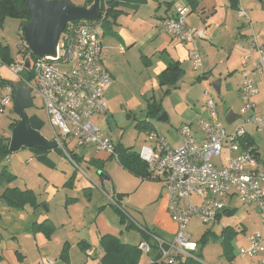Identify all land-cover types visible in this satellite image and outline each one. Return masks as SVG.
Listing matches in <instances>:
<instances>
[{
  "label": "rangeland",
  "instance_id": "1",
  "mask_svg": "<svg viewBox=\"0 0 264 264\" xmlns=\"http://www.w3.org/2000/svg\"><path fill=\"white\" fill-rule=\"evenodd\" d=\"M69 1L80 7L87 6L89 2V0ZM244 10L249 13L248 8ZM248 16L251 19L253 31L248 27L243 28L244 19L233 16L230 18L233 26L232 29H229L231 38L224 36L220 42L212 41V47L215 50H221V46L223 47L227 40L241 39L242 37L238 36V33L255 31L253 36H257L256 34L260 32L263 25H256L254 18L251 15ZM121 19L118 20L123 22ZM214 21L217 22V19ZM103 23H101L102 32L106 37L103 40L104 44L102 43L105 50L102 60L113 79L112 86L107 88L108 91L105 94L107 112L95 117L93 124L107 140L116 147L128 148L138 153L141 147L146 144V137L145 130L137 125L141 122L144 124L145 120H148L155 126L154 130L161 132L167 142L173 145L178 140L176 129L182 124L194 123L199 117V112L202 113L204 110L205 91H208L216 103L220 124L227 132L233 130L234 124L227 125L224 118L228 111L240 115V110L243 107V101L240 99L238 91L239 82L236 81L237 70L251 72V69L256 67L257 61L235 59L233 66L236 71H232L231 78H227L226 82L222 83L219 93L215 92L212 83L218 79L221 80L217 74L223 72L228 64L225 62L217 65L213 69L212 75L209 74L202 80L198 81L197 76L202 73L203 67L200 71H193L191 66H188L184 69L185 75L175 86L154 87L151 85L148 71L145 70V47L140 52L138 46L131 50L123 43H119L118 46L126 49L124 52L121 51V48L117 46L118 43L109 38L110 33L117 31V26H114L111 31ZM20 24V20L12 18H4L0 21V45L7 46L8 52L13 57H18L16 46L20 43ZM135 36L140 39L145 35L143 32H138ZM261 36L264 38V35ZM248 37L247 39L250 41V36L248 35ZM197 50L201 60L205 61L202 50L198 48ZM222 51L226 52V49L223 48ZM212 57L213 55L209 59L211 67L214 66V63L218 64V58L213 60ZM250 78L253 82L258 80L256 74H251ZM0 79L11 83L17 81L18 77L11 74L6 66L0 65ZM258 87L259 95L253 99V102L256 104V112L262 114L264 113V91L260 83ZM3 91L4 88L0 85V93ZM32 97L33 107L27 109L26 113L28 115L35 114L44 122L40 134L45 139L52 140V130L48 124L46 113L40 101L34 96ZM152 103L160 106V113L155 116L148 115V104ZM162 115H165L167 120L160 121L159 118ZM126 116H129L130 119L127 120ZM200 116L205 117V114L202 113ZM16 119L19 120L12 107L0 113V139L11 134L10 124ZM247 130L253 133L260 151L263 153L264 130L258 133L251 128H247ZM67 143L71 159L74 157L72 152L86 159L95 157L96 151L90 147H79L73 150L70 147L74 145V141L68 139ZM42 154L46 155L51 163L48 164L39 159L38 155L29 148L11 152L8 159H3L0 162V170L7 167L16 176L10 186L17 187L20 191H30L34 196L35 204L41 205L37 210L30 203L14 208L8 206L0 197V252L2 257L0 264H37L48 258L55 260L57 264H99L98 255H95L94 259L87 258L77 249L79 240H86L91 247H98V231L100 229L98 225L128 233L125 237L133 243L140 239V235L135 229H131L129 232L124 231L131 223L149 229L152 234L161 236L162 239L171 238L169 235H162L158 230H154L152 225L157 208L156 195L160 191L165 193L163 182L151 178L140 183L139 178L137 179L136 176L126 171L114 158L109 159V157V160L102 163L101 169L87 162L76 160V166L87 175L85 178L78 169L76 172L74 171L73 164H70L64 156L58 155L54 150L42 152ZM225 160L226 156L223 153L220 158L213 159V162L220 167ZM72 179L73 185H71ZM52 188L53 191L50 190ZM86 188L91 191L88 200L85 191H83ZM105 192L112 195L115 200H117V193L126 194L123 196L122 202L119 203L122 212L126 214V216H122L124 223H120L121 216L108 201ZM126 197L128 202L125 201ZM72 200L78 201L72 205L74 203ZM234 201L236 211L220 221L219 225L202 224L196 218H193L188 225L187 231L193 242L201 244L203 237L207 238L195 253L196 255L200 249V260L203 264H264V256L255 257L258 258L257 260L242 257L239 254V249L246 246V239L249 236L260 233L264 242V223L254 209H249L246 212V206L240 204L236 199ZM44 218H48L54 225L53 233L50 235L35 230L37 225L35 222H41ZM221 224L236 230L230 240L232 259L224 253ZM152 242L150 240V243ZM64 247L66 254L61 255L60 252ZM155 256L156 253L151 249L149 257L141 255V263L147 264L149 258Z\"/></svg>",
  "mask_w": 264,
  "mask_h": 264
},
{
  "label": "built area",
  "instance_id": "2",
  "mask_svg": "<svg viewBox=\"0 0 264 264\" xmlns=\"http://www.w3.org/2000/svg\"><path fill=\"white\" fill-rule=\"evenodd\" d=\"M105 1L101 0L104 11H101L99 19L92 22L73 21L65 27L59 36L54 58L29 60L30 68L25 69L30 51L22 38L16 46L18 57L15 56L14 61L6 66L18 79L25 71H31L32 81H21L31 87V96L40 101L52 130L51 141L84 176L86 174L71 159L68 139L74 141V148L91 146L97 153L118 162L116 146L93 124L95 117L107 112L105 91L112 83L102 60L104 51L100 44L103 33L101 23L108 8ZM174 7V15L162 20V28L180 43L192 46L189 53L191 67L193 71H200L202 65L196 43L205 37L204 32L187 26L186 7L176 4ZM238 15L244 19V25L249 26L247 13L239 8ZM248 51L257 53L255 71L264 84V49L252 38ZM0 65L4 66L1 62ZM3 88L0 113L13 104L11 88L9 85ZM239 92L243 107L239 120L233 123L236 124L230 132L220 124L216 103L205 91L204 106L208 118L180 125L176 129L178 140L173 145L157 130L145 133L146 145L137 153L138 158L146 165L152 179L164 183L167 210L176 230L173 239L165 242L142 226L131 223L153 241V247L147 241L138 243L137 249L141 254L147 256L154 248L159 258L157 261H167L168 264L175 263L176 258L197 259L195 253L199 246L187 231L189 223L196 218L202 224L219 225V217L225 213L226 201L231 197L242 205L254 207L264 223V159L246 140L247 128L257 132L264 130V114L254 112L253 99L258 89L247 71L242 73ZM223 153L226 160L218 167L213 159L220 158ZM106 195L114 208L123 217L126 216L119 202L112 195ZM224 227L226 225L221 224V228ZM84 252L87 256H99L102 251L88 248ZM263 253L264 243L260 233L248 237L246 247L239 249V254L247 258H255ZM37 264L57 263L48 258Z\"/></svg>",
  "mask_w": 264,
  "mask_h": 264
},
{
  "label": "crops",
  "instance_id": "3",
  "mask_svg": "<svg viewBox=\"0 0 264 264\" xmlns=\"http://www.w3.org/2000/svg\"><path fill=\"white\" fill-rule=\"evenodd\" d=\"M175 4L176 5H182V6L187 8L188 13L186 16L187 17L186 20H188V21H186V24L188 27L201 29L204 32L205 37L203 39L198 40L196 43V47L198 49L202 50L203 55L205 57V61H203V59L201 60V65L203 67L202 68L203 70H202V73L199 76H197L198 81L202 80V78L203 79L206 78L209 74L212 75L213 69L217 65L225 62L228 64L225 66L223 72H219L217 74V76L219 78H221V80H220L221 81L220 87H221L222 83L226 82L227 78L228 79L231 78V72L236 71L235 66H233V62L235 59L242 58L243 61H244V59L257 61V53L248 51V44H249L248 42H250L251 40L249 41V39H247V38H249L248 35L250 36V39L255 38L257 44L261 48L264 49V38H262V36H261V35H264V11H263L264 0H258L257 2H256V0H239L237 9L231 8L228 0H197V3H196L194 8L188 7L187 3L184 0H144L143 3L122 4L115 9L114 14H111L108 17L109 21L105 23L107 29H109L111 31H112V28L114 26H117V31L110 33L109 38H110V40H114L115 42H117L118 43L117 46L119 45V43H123L125 46H128V48H130L131 50L135 49V46H138L140 48V52H141V49L145 47V50H144L145 51V54H144L145 70L148 71L149 79H150L152 86H154V87L160 86L159 85V76L170 65H176L182 71V73L180 74L178 80L173 85H171L172 87L175 86L177 84V82H179V80L182 79L183 76L185 75L184 69H186L188 66H191V62L189 59V53L192 49V46L189 44L180 43L176 38H173L170 35H168L163 30L162 25H161V22L164 18H167V17L174 15V13H175L174 5ZM239 8H241L243 11H245L244 10L245 8H248L249 13H247L245 11L247 13V16L251 15L252 18H254L256 25L261 24V25H263V27L260 29V32L258 34L255 33L257 36H253L255 31L254 32L248 31L247 33L243 32L242 34L238 33V36L240 35L242 37L241 39H239V40L235 39V38L229 39L226 41V43H225V45H223V47L221 46V48H220L221 50H215V48L212 47V41H215V43H216V41L220 42L221 41L220 39H222L224 36L225 37L229 36V38H231V33H230L229 29H232L233 26L231 24L230 18L233 16H235L236 18L237 17L240 18L238 15ZM194 14H195V16H194ZM120 18H122L121 20H123V22L118 20ZM248 18H249V16H248ZM214 19H217V22L214 21ZM258 20H259V23H258ZM249 21H250L249 26H245L244 23H242V26H243V28L248 27V29L253 31L252 22H251L250 18H249ZM138 32H143L145 36L140 38V39L137 38L135 36V34ZM105 37H106L105 34L102 33V38H101L100 44H101V48L103 49L104 53H105V50L103 47V44H104L103 40ZM118 48H121L120 50L123 52L126 50V49H122L121 46H118ZM223 48L226 49V52L222 51ZM211 55H213V57H212L213 60H215V58H218V64L214 63V66H212V67L209 65V59H210ZM200 59H201V57H200ZM191 69H192V67H191ZM245 71L246 70H237L238 75L236 77V81L239 82L238 91L240 90V86H241L242 73ZM247 72H249L250 75L256 74L258 76L257 82H253V83L255 84V86L258 89L257 95H259V87H258L259 83H260L262 90L264 91V84L262 83L261 76L258 75V73L255 71V68H252L251 72L250 71H247ZM109 74H110L111 78L113 79L110 72H109ZM225 76H226V78H225ZM223 79H225V80L223 81ZM0 80H3V79H0ZM111 86H112V83L110 86H108V89ZM162 87H164V86H162ZM108 89H106L105 94L107 93ZM239 96H240V92H239ZM240 99H241V96H240ZM254 112L256 114H259L256 112V104H255V111ZM199 113L205 114V117H201L199 114L198 119H201V118L207 119L208 118V114H207V111L205 109V106H204V110H202V113L201 112H199ZM263 114L264 113L259 114V115H263ZM147 119H149V118H147ZM165 120H167V117ZM145 124H147L149 126L150 130L155 129V126L151 122H149L148 120H145ZM188 124H191V123H188ZM235 124H234V126H235ZM147 131H145V133ZM256 133H258V132L256 131ZM10 135L7 136L6 138H10ZM247 135H248V138H250L253 141V144H254L253 146L256 148L258 156L261 159H264V154H263L264 152L262 153L260 151V148L258 146V142H257L255 136L253 135V133L248 132V130H247ZM48 141H51V140H48ZM87 147H90V149L95 151L93 149V147H91V146H87ZM70 148L74 150V147H70ZM54 151L57 152L58 155L63 157L62 153L59 150L54 149ZM72 154L75 155L77 160L87 162L91 165H94L95 167H97L99 169H101L100 167H102V163L105 160H109L105 154L97 153V152L95 153V157L90 158V159H86L83 156H78L77 154H75L73 152H72ZM45 158H46V162L48 164L51 163L50 161H48L50 159L46 155H45ZM70 164H72V163L70 162ZM74 171L75 172L77 171L76 167L74 168ZM82 176L87 178V175L84 176L82 174ZM138 180L140 181V183L145 181V180H140V179H138ZM10 185H8V187H14V186H10ZM71 185H73V179H72ZM2 188H3V185H0V196L3 192ZM15 188H17V187H15ZM50 190L53 191V188ZM83 191H85V195H86L87 200H88V198L91 195L90 189L86 188ZM117 195H120V196H117ZM124 195H126V194H121V193L116 194V197H117L116 199L119 203L122 202ZM156 197H157V199L155 201H156L157 208L155 209V214H154L155 216H154V219L152 220V225L155 228L154 230H158L159 233L162 235L163 234L169 235L171 238L170 239H162L161 236H158L156 234H152V232H150L149 229H147L145 227H143V228L146 231H148L149 233H151L152 235L158 237L159 239H161L165 242H169L174 237L176 227H175V224L171 221L168 210H167L166 190H165V193H162L161 191L158 192ZM235 199H236L235 197H231L226 201V211L222 215L221 221L224 218L231 216L236 211V207L234 206V202H235L234 200ZM77 201L78 200H72V203L74 202L72 205H75L77 203ZM125 201L128 202L127 197L125 198ZM40 206H41L40 204H37L36 207H34V208L37 210ZM243 206H246V205H243ZM246 207H247V209H245L246 212H248L249 209H254L258 213V211L254 207H252V206H246ZM101 210H102V208H101ZM116 212L118 213L117 210H116ZM258 216H259V214H258ZM45 220L48 221L49 223H51L52 226L54 227L53 223L48 218H44L41 222L36 221L35 223L39 224V223L44 222ZM120 223H121V221H120ZM98 226H100V229L98 231L99 232V234H98V236H99L98 237V247H91L89 242H87L86 240L77 241V249L80 252L84 253V255H85V252L82 250V246H85V247L90 248V249H100L99 248V239L103 235H113V236L117 237L121 243L128 244L131 246H137L138 243H140L142 241L141 232L137 228L129 227V225L125 228L124 231L129 232L131 229L137 230L139 235H140V239L136 243L130 242L125 237L128 233H124L121 230H118V231L112 230V229H109V228H107L105 226H101V225H98ZM232 230H234V229H232ZM234 232H236V230H234ZM147 242L149 244L153 245L152 243H150V240H147ZM246 245H247V239H246ZM153 251L155 252V250H153ZM60 253H61V255H63V253L66 254L65 247H64V252L62 250V252H60ZM95 255L96 254L92 255L91 257L87 256V255H85V256H87V258L94 259V258H96ZM101 255H102V252L99 254L98 257H101ZM260 255H261V257L264 256L262 254H260ZM147 256L149 257V254ZM154 258L150 257L149 263H152L154 261ZM258 258H259V256H258ZM258 258H255V259L258 260ZM263 259H264V257H263ZM259 262L261 263V261H259ZM140 263H141V260H140ZM149 263H147V264H149Z\"/></svg>",
  "mask_w": 264,
  "mask_h": 264
},
{
  "label": "trees",
  "instance_id": "4",
  "mask_svg": "<svg viewBox=\"0 0 264 264\" xmlns=\"http://www.w3.org/2000/svg\"><path fill=\"white\" fill-rule=\"evenodd\" d=\"M187 3L188 7L194 8L197 0H184ZM93 0H89L87 6L88 7L92 4ZM144 0H106L105 3L107 4L108 8L105 9V17L102 22L105 24L108 22V17L111 14H114L115 9L122 5L127 3H143ZM229 5L233 9H237L239 0H228ZM100 10L104 11V7L100 0ZM4 18H12V19H18L21 21L20 24V40L22 39L21 34V27L23 24L28 22L29 16L26 11L24 0H0V21H2ZM28 60L31 62L35 60V57L32 56L31 53L28 55ZM14 61V57L11 56V54L8 52L7 46H1L0 45V62L2 65L7 66L11 64ZM182 71L176 66V65H170L167 67V69L159 76V85L160 86H168L173 85L179 78ZM33 79V76L31 74V71H25L21 74L20 78L17 81L25 80L26 82H31ZM168 82V83H167ZM10 83L6 82L5 80H0V85L5 86L9 85ZM149 106V112L148 115H157L160 113V106L156 105L155 103L148 104ZM17 119L14 120L10 124V130L15 127L17 123ZM29 125L33 130H36L40 133L41 129L44 126V122L35 114L29 115ZM139 128L144 129L147 131L149 129V126L147 124H143L141 122L139 125H137ZM150 130V129H149ZM247 143L249 146L253 147L254 151L257 153L256 148L253 146V141L250 138H247ZM8 142L9 138H1L0 139V160L2 161L5 159L6 156H9L10 152L8 151ZM33 152H35L38 155V158L41 160H44L46 162L45 156H43L41 151H37L35 149H31ZM115 150L118 154V163L129 173L133 174L140 180H147L151 179V176L147 170L146 165L138 158V154L131 151L130 149H122L120 147H115ZM258 154V153H257ZM73 161H76L77 158L75 155H73ZM110 159V158H109ZM0 161V162H1ZM16 179V176L12 174L7 167H3L0 170V185H3V192L1 194V198L8 204L10 207L18 208L22 207L25 204L30 203L33 207H36L34 196H32L30 191H20L15 187H8L11 183H13ZM120 196V195H117ZM121 216L120 221L121 223H124V218L122 217L121 213L118 212ZM224 214V213H223ZM222 215L219 217V220H221ZM129 227H134L129 224ZM135 228V227H134ZM54 227L51 223L48 221H44L42 223H39L36 225L35 230L40 231L46 235H50L53 233ZM223 230V236H222V246L224 249L225 255L229 256L230 259H232L231 256V245L230 240L232 236L236 233L234 230H231L232 228L229 226H226L224 228H221ZM140 231V230H139ZM141 232L142 241L149 240L148 236L143 234ZM207 238L203 237L201 240V244L198 243L199 247H202V244L205 243ZM153 247V245H151ZM99 248L102 251V255L99 259L100 264H140L141 259V252L137 249V246H131L128 244H123L119 241V239L113 235H103L99 239ZM88 249L85 246H82V250L85 251ZM154 249V248H153ZM64 252V248H63ZM197 259H182V258H176L175 263L173 264H203L200 260L201 254L200 249L199 252L195 255ZM1 252H0V260H1ZM158 254H156L153 263L149 264H168L167 261H157Z\"/></svg>",
  "mask_w": 264,
  "mask_h": 264
},
{
  "label": "water",
  "instance_id": "5",
  "mask_svg": "<svg viewBox=\"0 0 264 264\" xmlns=\"http://www.w3.org/2000/svg\"><path fill=\"white\" fill-rule=\"evenodd\" d=\"M24 3L29 20L21 27V34L35 58L55 57L59 36L70 22H92L101 15L99 0H93L88 7L75 6L69 0H24ZM29 68L30 61L27 60L25 69ZM220 82L218 79L212 83L216 93L220 92ZM9 87L13 96L12 110L19 120L11 131L8 151L11 153L21 148H29L46 152L56 149L55 142L48 141L29 125L26 110L33 107L31 87L26 86L23 81L11 82ZM126 119L130 117L126 116ZM165 119V115L159 118L160 121ZM237 120L239 115L232 111H228L224 118L227 125Z\"/></svg>",
  "mask_w": 264,
  "mask_h": 264
},
{
  "label": "flooded vegetation",
  "instance_id": "6",
  "mask_svg": "<svg viewBox=\"0 0 264 264\" xmlns=\"http://www.w3.org/2000/svg\"><path fill=\"white\" fill-rule=\"evenodd\" d=\"M99 4H100V1H99Z\"/></svg>",
  "mask_w": 264,
  "mask_h": 264
}]
</instances>
